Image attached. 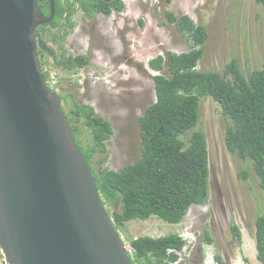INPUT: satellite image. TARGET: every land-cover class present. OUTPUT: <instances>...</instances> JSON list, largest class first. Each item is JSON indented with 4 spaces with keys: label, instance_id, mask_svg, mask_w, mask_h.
Masks as SVG:
<instances>
[{
    "label": "rangeland",
    "instance_id": "obj_1",
    "mask_svg": "<svg viewBox=\"0 0 264 264\" xmlns=\"http://www.w3.org/2000/svg\"><path fill=\"white\" fill-rule=\"evenodd\" d=\"M121 1L123 12L91 18L75 4L72 29L64 27L63 20L57 28L37 31L42 43L56 51L58 60L61 53L90 59L88 66L68 73L52 69L47 83L59 95H69L68 104L62 101L67 112L76 105L92 106L97 116L111 123L114 134L107 142L109 158L104 165L115 171L141 158L139 119L156 102L153 78L158 73L149 62L169 52L191 50V43L168 20L167 12L189 16L196 25L206 27L208 39L199 71L223 72L227 63L238 59L249 75L264 63V9L255 0ZM67 30L60 48L52 38ZM197 129L205 132L208 141L210 191L206 204L192 206L179 224L154 217L128 222L120 233L125 246L129 249L133 238L178 234L186 246L175 264H263L257 259L255 223L264 213V190L252 163L228 150L221 107L210 97L201 99ZM82 138L86 145L93 144L86 127ZM243 172L248 178L240 177ZM233 226L239 228L240 240L234 237Z\"/></svg>",
    "mask_w": 264,
    "mask_h": 264
},
{
    "label": "trees",
    "instance_id": "obj_2",
    "mask_svg": "<svg viewBox=\"0 0 264 264\" xmlns=\"http://www.w3.org/2000/svg\"><path fill=\"white\" fill-rule=\"evenodd\" d=\"M50 0H41L42 12L50 15ZM55 18L44 29L73 28L71 17L79 4L89 18L97 14L123 12L121 0H54ZM264 9V0H255ZM167 18L191 43L186 53H167L149 62L154 76L156 102L147 107L139 119L142 143L141 158L134 164L115 171L105 166L108 161L107 142L114 131L111 123L97 116L92 106L76 105L67 112L72 133L88 160L100 197L120 234L131 221H146L151 217L169 224L181 223L194 205H204L210 191V160L207 136L198 130L200 102L210 97L221 107L228 150L244 162H251L259 185L264 190V63L246 75L239 60L226 64L223 72L199 71L204 57L208 32L204 25H196L189 16ZM61 36L52 40L62 48ZM42 68L47 80L50 71L64 73L89 65L90 59L61 53L58 60L54 49L39 43ZM48 70V71H47ZM164 72H167L164 73ZM55 91L54 89H52ZM69 103V95H60ZM83 127L91 133L93 144L86 145ZM103 154L100 159L97 155ZM243 172L240 177L248 178ZM257 259L264 264V213L256 219ZM235 238L241 239L237 226L232 227ZM121 236V234H120ZM208 242H213L208 236ZM128 252L134 264H175L186 241L178 234L153 238L130 239ZM220 260V259H219Z\"/></svg>",
    "mask_w": 264,
    "mask_h": 264
},
{
    "label": "water",
    "instance_id": "obj_3",
    "mask_svg": "<svg viewBox=\"0 0 264 264\" xmlns=\"http://www.w3.org/2000/svg\"><path fill=\"white\" fill-rule=\"evenodd\" d=\"M41 0H0V249L7 264H134L48 85Z\"/></svg>",
    "mask_w": 264,
    "mask_h": 264
},
{
    "label": "built area",
    "instance_id": "obj_4",
    "mask_svg": "<svg viewBox=\"0 0 264 264\" xmlns=\"http://www.w3.org/2000/svg\"><path fill=\"white\" fill-rule=\"evenodd\" d=\"M127 250H128V252H130L131 251V247L129 249H127ZM0 264H7L6 263V259H5L4 255H3L1 249H0Z\"/></svg>",
    "mask_w": 264,
    "mask_h": 264
},
{
    "label": "flooded vegetation",
    "instance_id": "obj_5",
    "mask_svg": "<svg viewBox=\"0 0 264 264\" xmlns=\"http://www.w3.org/2000/svg\"><path fill=\"white\" fill-rule=\"evenodd\" d=\"M118 13H120V12H118ZM39 42L42 43V41L40 39H39Z\"/></svg>",
    "mask_w": 264,
    "mask_h": 264
},
{
    "label": "bare ground",
    "instance_id": "obj_6",
    "mask_svg": "<svg viewBox=\"0 0 264 264\" xmlns=\"http://www.w3.org/2000/svg\"><path fill=\"white\" fill-rule=\"evenodd\" d=\"M47 80V79H46Z\"/></svg>",
    "mask_w": 264,
    "mask_h": 264
},
{
    "label": "clouds",
    "instance_id": "obj_7",
    "mask_svg": "<svg viewBox=\"0 0 264 264\" xmlns=\"http://www.w3.org/2000/svg\"><path fill=\"white\" fill-rule=\"evenodd\" d=\"M120 235V234H119Z\"/></svg>",
    "mask_w": 264,
    "mask_h": 264
}]
</instances>
